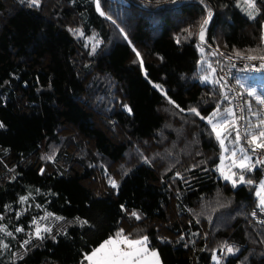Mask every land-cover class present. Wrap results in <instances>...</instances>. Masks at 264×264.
I'll return each instance as SVG.
<instances>
[{
    "label": "trees",
    "instance_id": "trees-1",
    "mask_svg": "<svg viewBox=\"0 0 264 264\" xmlns=\"http://www.w3.org/2000/svg\"><path fill=\"white\" fill-rule=\"evenodd\" d=\"M99 4L0 0V264H89L121 229L146 236L163 264H264V221L251 214L264 160L252 144L257 166L242 170L251 184L219 173L223 146L201 117L233 96L202 83L197 47L211 10L212 63L216 49L264 55V0L252 16L243 0ZM223 66L229 82L243 70ZM250 96L247 139L251 120H264Z\"/></svg>",
    "mask_w": 264,
    "mask_h": 264
},
{
    "label": "snow or ice",
    "instance_id": "snow-or-ice-1",
    "mask_svg": "<svg viewBox=\"0 0 264 264\" xmlns=\"http://www.w3.org/2000/svg\"><path fill=\"white\" fill-rule=\"evenodd\" d=\"M29 3L30 5L39 6L40 0H29ZM243 3L249 10L250 16H252V10H255L257 12L259 11V9L256 8V0H243ZM97 8L98 9L100 8L99 0H97ZM100 14L104 15L105 13L101 11ZM211 16H212V12L211 10H209L207 13V17L203 20V23L201 24V30L199 33L201 40H204L205 26L209 23ZM189 34L191 35V33ZM136 55L139 57L140 54L137 52ZM236 55L240 56L241 59H247L249 61L260 60L262 62L261 68H255L254 66V70L260 71L264 69V55L262 56L249 55L246 57L241 55L240 53H236ZM229 59H231V57H229ZM205 79H207V77H205ZM248 94L255 97L256 103L260 105H264V96L257 94L255 91H251ZM225 99H227V96H225ZM249 110H251V102H249ZM128 111L130 112L131 109L129 108ZM190 111L195 113L197 116H200V113L195 108L190 109ZM241 111L243 112V108L241 109ZM225 112H226V115H223L221 117L222 123L220 124L212 123L213 119H215L217 115L219 114V109H217L216 112H214L211 116L207 118L201 117V119L208 120V123L212 125V130L216 133L217 139H220L223 133H227L229 136H231L234 131L235 136H234L233 142L238 143L242 139V136L239 131V126L236 123V113L234 112L232 108L226 109ZM252 115L257 116L259 115V113L253 111ZM229 116L233 117V121L231 122L232 131L229 130V127H230V122L228 120ZM243 119H244V116L241 115L239 117V120H243ZM260 125H264V120H261L260 124L256 125V127H259ZM3 126L4 125L0 123V127H3ZM220 143H221V146H223L224 140L220 139ZM247 143L255 145V148L251 149L252 151H255L257 148L264 149V130L259 131L258 134H252L251 138L247 140ZM240 152L242 153V158L239 160L238 163L236 162L235 159H233L232 166L240 168L242 170L243 169L250 170L251 165L248 163L249 157L246 154H243L245 153V149L241 148ZM231 155L233 158L236 157V151L233 150ZM49 159H51V157H49ZM236 175L237 174L233 172L231 175H225L224 178L227 180H232V183L235 185L237 181L233 179V177ZM239 182L240 183L245 182V178L243 174L239 175ZM110 183L112 184L113 187H117V183L115 180H110ZM247 183L251 184L253 183V181L248 180ZM260 188H261V192H264V183H261ZM257 195H261V193H257ZM25 199H27V197H21L22 201ZM260 205L262 208H264V198H261ZM131 215L136 217V219L140 218L138 213H136L135 211H133ZM253 215H255V213H253ZM44 219H47V217H44ZM57 219H60V218L57 217ZM35 222L36 221L34 220V223ZM84 223H86V221ZM2 230L3 229H0V231ZM16 231H23V229H16ZM42 231H51V229L46 228V227L44 229H41L40 227H37L35 229V235L42 239L43 238L41 236ZM7 235L11 236L12 233L7 232ZM147 241H148V238L146 236L143 237L142 239H129L127 236L124 235L123 229H121L120 232L116 234L115 238L110 237L107 241L101 244L100 247H98L97 249H94L90 255L86 256V259L89 260L91 264H141L139 258L142 256V254L148 251L146 247ZM121 244H126L129 248V251H124L120 247ZM227 251L233 252V249L231 247H228ZM151 256L155 258V264H160L159 254L157 252L152 251Z\"/></svg>",
    "mask_w": 264,
    "mask_h": 264
},
{
    "label": "rangeland",
    "instance_id": "rangeland-1",
    "mask_svg": "<svg viewBox=\"0 0 264 264\" xmlns=\"http://www.w3.org/2000/svg\"><path fill=\"white\" fill-rule=\"evenodd\" d=\"M210 21H211V19H210ZM210 21H209V23H210ZM209 23L205 26L204 40H201L200 36L198 34V39L199 40L197 42V47H198L199 53L202 56L201 60L199 62V69L200 70L203 69V72L201 73L200 78H201L202 83L221 84V88H222L221 90L224 92V94L226 92L228 93V90H231V92H232L233 103H231V98L229 96H227V99H229V102H228V106L225 107V110L228 109V108H232L234 110V112L236 113V123L239 126V131L241 133L242 139L238 143H234L233 142L234 141V136H235L234 131H233V134L231 136H229L227 133H223L221 135L220 139L224 140V145H223V153H222V157H221V163L219 165L218 171L223 176V178H224L225 175H231L233 172L236 173L237 175L234 176L233 179H235L237 181L235 185H239V184H242V183L239 182V175L243 174V172H242V169L237 168V167H233L232 166V161H233V159H235L236 162L238 163L239 160L242 158V153L240 152V149L241 148L245 149V153H243V154H246L249 157L248 163L251 165V168H250L251 170L256 168L257 163L254 162V160H253L254 153L250 152V148H251L252 144H248L247 143V140L250 139V137H251V135L253 133L250 132V130H248V131H246V132L249 133L248 139L245 137V131L242 129L244 127L243 126L244 122L242 120H239V117L241 115L239 114V111H238V109L235 106V98L236 97L240 98V100L242 102V108H243V111H244L243 104H245V99L243 97V92L248 94L251 91H255L257 94H259L261 96H264V75L263 74L252 75V74H247V73L244 74L245 73L244 70H239L237 73L234 74L235 77H233V81L231 79V82H229V80L227 78H223V80H222L220 78V75L218 74V70H223L224 69L226 71V73H228V71H229L228 67H224L223 66L224 63H226V64L229 63L231 65H240V64L232 63L230 61L229 57H228L229 53H226L225 51H222V50H217L216 49L215 50V54H214L216 57L220 58V60H221L220 64L223 63L222 66L220 64H218L216 62V60H214L213 63H212V61L209 60V58L207 56H204L205 50H204V46L203 45L206 42L207 29H208ZM200 30H201V27H200L198 33H200ZM232 54H236V53H232ZM240 54L243 55V56L251 55V54H243V53H240ZM252 56H256V55H252ZM211 63H212V65H211ZM232 71L233 70L231 69L230 73ZM205 77H207V79H205ZM224 79H227V80H224ZM224 97H225V95H224ZM253 99H255V97ZM225 110H224V112H220L219 111V114L217 115V117L215 119H213L212 123H214V124L222 123L221 117L223 115H226ZM228 120L230 122L229 130L232 131V123L231 122L233 121V117L229 116ZM206 121H208V120L206 119ZM256 121L257 120H251V123L253 122L252 127L255 128V131L257 130L256 134H258L259 132H258V129H256L257 128L256 125H259V124H256ZM261 130H264V129L262 128V129H260V131ZM242 141H246V142L244 143ZM225 149H227V150H225ZM233 150L236 151V157H234V158L231 155ZM261 150L264 152V149H261ZM225 180H227V179H225ZM228 181H230L232 183V180H228ZM247 181H248V179L246 178L244 183H246ZM261 183H264V177L262 178L261 181L258 182L256 190H255V194H256V197H257L259 203H260L261 198H264V192H261V188H260ZM257 193H261V195H257ZM255 208H257V207H255ZM262 209H264V208H262ZM253 213H255V215H253ZM251 214L258 221H260V222L264 221V214H258L257 212H254V209L252 210ZM49 221L50 222L48 224L46 222L43 223L42 225H38L37 224V227H40L41 229H44L45 227L46 228H50L53 225L54 220H49ZM57 225H63V223L58 221ZM115 236L116 235H113V236H111V238H115ZM143 237H145V236L138 237V238H135V239H142ZM108 239H106L105 241H107ZM129 239H131V238H129ZM105 241H103L101 244H103ZM100 245L98 247H100ZM98 247H96L95 249H97ZM120 247L122 249H123V247H126V249L125 250L123 249V250L124 251H129V248H128V246L126 244H121ZM146 247H147L148 251L145 252L144 254H142V256L139 258L141 264H155V258H153L151 256V252L155 251V252H157L159 254V251L157 249L150 248L149 245H148V242H147ZM91 253H89L88 255H90ZM214 260L217 263L220 262V259L217 258L216 256H214ZM159 261H160V264H163L160 254H159ZM88 263L91 264V262L89 260H88Z\"/></svg>",
    "mask_w": 264,
    "mask_h": 264
},
{
    "label": "built area",
    "instance_id": "built-area-1",
    "mask_svg": "<svg viewBox=\"0 0 264 264\" xmlns=\"http://www.w3.org/2000/svg\"><path fill=\"white\" fill-rule=\"evenodd\" d=\"M228 57H231L230 61L232 63H237V64L242 65L243 66V70L245 71V73L252 74V75H258V74H263L264 75V69H262L260 71L254 70V66H255V68H261L262 62L260 60L249 61L247 59H241L240 56H237L236 54H232V53H229ZM218 74L220 76L224 77V78H227V73H226V71L224 69L223 70H218ZM235 106L238 109L239 114L242 115V111H241L242 102H241L239 97L235 98ZM255 152L259 155V157L261 159L264 160V152L261 149L257 148L255 150ZM254 212H257L258 214H264V209H262L261 207H257V208H254ZM123 249L125 250L126 248L123 247Z\"/></svg>",
    "mask_w": 264,
    "mask_h": 264
},
{
    "label": "clouds",
    "instance_id": "clouds-1",
    "mask_svg": "<svg viewBox=\"0 0 264 264\" xmlns=\"http://www.w3.org/2000/svg\"><path fill=\"white\" fill-rule=\"evenodd\" d=\"M221 77H222V76H221ZM254 147H255V146H254ZM254 147H253V148H254ZM255 153H256V152H255ZM256 154H257V153H256ZM123 246H124V245H123ZM125 248H126V247H125Z\"/></svg>",
    "mask_w": 264,
    "mask_h": 264
}]
</instances>
